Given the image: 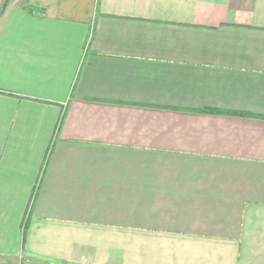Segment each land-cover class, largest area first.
<instances>
[{"label":"crops","instance_id":"obj_1","mask_svg":"<svg viewBox=\"0 0 264 264\" xmlns=\"http://www.w3.org/2000/svg\"><path fill=\"white\" fill-rule=\"evenodd\" d=\"M22 261L264 264V0H0Z\"/></svg>","mask_w":264,"mask_h":264},{"label":"trees","instance_id":"obj_2","mask_svg":"<svg viewBox=\"0 0 264 264\" xmlns=\"http://www.w3.org/2000/svg\"><path fill=\"white\" fill-rule=\"evenodd\" d=\"M203 111L219 112L218 110H211V109H205V110H203ZM239 114H240V115H244L245 113H239ZM61 122H62V119L60 120L59 126H60Z\"/></svg>","mask_w":264,"mask_h":264},{"label":"rangeland","instance_id":"obj_3","mask_svg":"<svg viewBox=\"0 0 264 264\" xmlns=\"http://www.w3.org/2000/svg\"><path fill=\"white\" fill-rule=\"evenodd\" d=\"M20 264H30L28 261L27 262H24V261H22ZM37 264H41V263H37ZM42 264H55V263H47V262H45V263H42Z\"/></svg>","mask_w":264,"mask_h":264},{"label":"built area","instance_id":"obj_4","mask_svg":"<svg viewBox=\"0 0 264 264\" xmlns=\"http://www.w3.org/2000/svg\"><path fill=\"white\" fill-rule=\"evenodd\" d=\"M34 1H40V0H34Z\"/></svg>","mask_w":264,"mask_h":264}]
</instances>
